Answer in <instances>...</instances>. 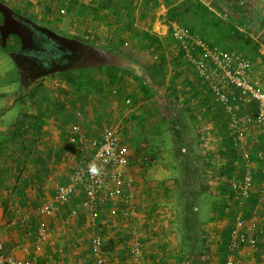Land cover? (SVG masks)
<instances>
[{"label": "crops", "instance_id": "obj_1", "mask_svg": "<svg viewBox=\"0 0 264 264\" xmlns=\"http://www.w3.org/2000/svg\"><path fill=\"white\" fill-rule=\"evenodd\" d=\"M42 1L35 7L42 15L40 25L60 34L23 21L52 41L51 60L17 62L10 53L0 60V238L5 253L35 259L34 264H96L92 240L97 232L103 237L105 264H226L239 209L222 196L233 191L230 179L237 170L243 172V165L234 166V173L222 172L231 169L230 161L241 160L240 152L228 135V114L201 84L172 33L185 27L194 39L238 51L264 89V0ZM65 49L81 55L64 64ZM228 93L240 101L235 85H228ZM107 125L120 129L129 152L127 175L135 185L126 205L133 215L122 214L121 199L107 201L100 205L95 229L81 190L64 205L55 196L95 152ZM252 131L248 148L255 155L264 150V133L258 124ZM197 160L206 173L208 196H177L187 188L180 175L193 173ZM253 162L256 188L244 218L253 217L264 227L261 163ZM50 202L52 214L37 211ZM41 221L52 233L38 251L34 235ZM244 229L251 233L248 221ZM237 258V264H264V244L242 245Z\"/></svg>", "mask_w": 264, "mask_h": 264}, {"label": "built area", "instance_id": "obj_2", "mask_svg": "<svg viewBox=\"0 0 264 264\" xmlns=\"http://www.w3.org/2000/svg\"><path fill=\"white\" fill-rule=\"evenodd\" d=\"M59 12L65 14L66 7H61ZM172 34L181 43L186 56L198 73L201 84L209 88L213 100L219 103L228 114V135L235 149L240 152L241 160L235 161V167L239 168L243 165V172L237 170L230 179V186L238 196L239 214L236 225L231 231L226 261V264H237L238 250L242 245L264 244V227H261L253 217L246 220L249 222L251 233L244 229L246 203L252 198L256 188L257 172L255 173L253 168L255 158L261 163L259 193L264 199V150H259L253 155L248 148L249 136L253 133L254 124H258L264 133V89L258 80L251 77L249 60L238 51L222 49L194 39L185 27H175ZM192 39L193 42H190ZM197 49H201V55H196ZM229 84L239 88L240 101L232 100L228 93ZM130 102V100L127 101V103ZM247 105L252 107V111L241 113L240 108ZM119 130L112 125L103 128L100 143L95 152L80 163L67 184L59 186L55 196V201L64 205L81 190L85 195L84 204L90 211L89 223L95 229L99 225L100 205L107 201L121 199L122 214L133 215V209L126 204H129L131 200L135 180L127 175L130 165L129 152L121 143ZM54 209V203L50 202L39 207L37 211L49 215L54 212ZM51 233L52 229L46 221L38 224L34 235L38 251L42 249L41 243L49 240ZM92 248L95 263L105 264L104 241L97 232L92 240ZM34 260L19 259L5 253V245L0 238V264H34Z\"/></svg>", "mask_w": 264, "mask_h": 264}, {"label": "rangeland", "instance_id": "obj_3", "mask_svg": "<svg viewBox=\"0 0 264 264\" xmlns=\"http://www.w3.org/2000/svg\"><path fill=\"white\" fill-rule=\"evenodd\" d=\"M38 1L39 0H0V5L5 7L6 9L10 10L11 12L21 16L23 19L30 21L31 24H33L35 27L45 30V27L47 29L49 27L45 26L44 24L40 25L39 20H40L42 15L39 14L38 11H36L37 10L36 8H38V5L41 6L44 2L42 0H40V2H38ZM31 5L34 8L29 10V11H26L24 9L21 11V10H19V7H18V6L30 7ZM33 5H35V6H33ZM43 16H44V14H43ZM48 31L52 32L53 34L57 33L56 31H53L50 29H48ZM57 34H60V33H57ZM0 49H2V50H0V60H2V58H3L2 55L4 56V54L10 53V55L14 59H16L15 61H17V62L22 61V62H30L31 63L33 61L32 58L31 59L26 58V57L23 58L21 55L15 53L14 51H9L10 50L9 47L3 45L1 42H0ZM197 163H198L197 166H195L193 164V166H192L193 169L190 168L193 173H187V174L180 175L187 182V188H181L180 191L176 192L177 196H180L184 199H198L201 197L208 196V195H206V193L207 194H209V193L207 192L206 185L204 183V182H206V173L201 172L202 161L197 160ZM234 166H235V163L230 161L231 169L226 168L222 173L223 174H229V172L231 173V170L233 172ZM228 178H230V177L228 176ZM227 185H228V180H227ZM223 194L225 196H222V199L229 200L230 203H233L234 206L238 207V205H239L238 196L233 191H231V190L228 192L224 191Z\"/></svg>", "mask_w": 264, "mask_h": 264}, {"label": "water", "instance_id": "obj_4", "mask_svg": "<svg viewBox=\"0 0 264 264\" xmlns=\"http://www.w3.org/2000/svg\"><path fill=\"white\" fill-rule=\"evenodd\" d=\"M4 23L13 25L14 32L5 33L0 27V38L2 39L3 45L8 46L12 51L19 48L28 49L29 44L33 40L34 30L15 15L7 16Z\"/></svg>", "mask_w": 264, "mask_h": 264}, {"label": "flooded vegetation", "instance_id": "obj_5", "mask_svg": "<svg viewBox=\"0 0 264 264\" xmlns=\"http://www.w3.org/2000/svg\"><path fill=\"white\" fill-rule=\"evenodd\" d=\"M27 25L34 30L33 40L29 44L28 49L19 48L14 51L19 55H28L37 62L42 61V64H46L51 60L50 56L54 54L55 49L52 45V41L48 37H45L40 31L35 30L31 25Z\"/></svg>", "mask_w": 264, "mask_h": 264}, {"label": "trees", "instance_id": "obj_6", "mask_svg": "<svg viewBox=\"0 0 264 264\" xmlns=\"http://www.w3.org/2000/svg\"><path fill=\"white\" fill-rule=\"evenodd\" d=\"M9 15H15L16 17L24 20L21 16L11 12L10 10H8L5 7L0 5V27L5 33H12L13 30H14V26L13 25L4 23L5 18L7 16H9ZM0 42L3 44L1 38H0ZM65 50L67 51L68 49H65ZM80 55H81V51H79L77 49L68 50V52L65 54L66 57L64 58V64H72V63H74V61H76V58H78ZM232 146H233V143H232ZM259 176L261 177V174H259Z\"/></svg>", "mask_w": 264, "mask_h": 264}]
</instances>
